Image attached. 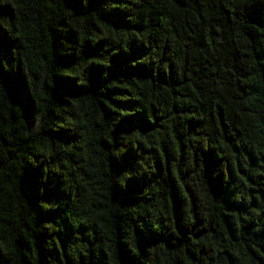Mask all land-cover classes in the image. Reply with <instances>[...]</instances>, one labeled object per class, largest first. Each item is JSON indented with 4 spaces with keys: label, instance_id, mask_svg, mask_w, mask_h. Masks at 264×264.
<instances>
[{
    "label": "trees",
    "instance_id": "obj_1",
    "mask_svg": "<svg viewBox=\"0 0 264 264\" xmlns=\"http://www.w3.org/2000/svg\"><path fill=\"white\" fill-rule=\"evenodd\" d=\"M0 264H264V0H0Z\"/></svg>",
    "mask_w": 264,
    "mask_h": 264
}]
</instances>
